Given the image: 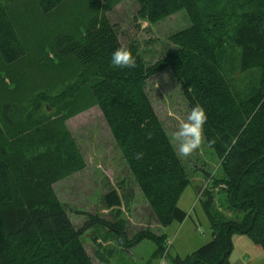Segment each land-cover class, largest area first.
Masks as SVG:
<instances>
[{
    "label": "trees",
    "instance_id": "obj_1",
    "mask_svg": "<svg viewBox=\"0 0 264 264\" xmlns=\"http://www.w3.org/2000/svg\"><path fill=\"white\" fill-rule=\"evenodd\" d=\"M66 1L30 3L49 15ZM135 1L148 23L179 10L188 20L168 35L170 48L153 62L146 64L134 43L122 44L117 27L94 6L73 31L59 30L50 37L53 57L77 66L73 77L69 79L62 63L48 69L67 72V82L55 93L32 94L22 120L12 118V102L0 100V264H92L80 236L86 225L97 223L112 238L107 255L116 247L127 250L150 240L155 244L152 254L163 256L164 234L142 228L128 237L122 219L107 221L83 212V225L72 224L52 185L81 169L83 161L67 130L32 115L43 105L67 113L96 106L156 223H180L186 213L176 203L189 183L188 173L144 89L149 77L164 70L189 112L197 103L206 110L204 143L220 170L211 187L219 185L229 212L224 216L213 207V193L207 189L198 199L211 237L170 263L228 264L233 233L246 235L264 251V0ZM121 45L131 49L135 69L111 66V55ZM24 56L13 13L0 0L1 78ZM138 153L142 158H136ZM101 204L112 210L120 206L121 197L111 189L101 196ZM93 254L105 262L101 251Z\"/></svg>",
    "mask_w": 264,
    "mask_h": 264
},
{
    "label": "rangeland",
    "instance_id": "obj_2",
    "mask_svg": "<svg viewBox=\"0 0 264 264\" xmlns=\"http://www.w3.org/2000/svg\"><path fill=\"white\" fill-rule=\"evenodd\" d=\"M2 1L11 9L25 44V56L7 67L8 74L4 78L0 76V100L12 102V118L16 120L24 118L28 111L27 101L32 94L38 90L55 93L67 82V72L69 79L73 77L77 66L72 61L61 62L53 57L48 48L50 37L59 30L73 31L75 25L93 11L94 6L117 27L122 44L132 42L137 46L146 64L170 48L167 40L169 34L188 24L183 10L156 23H148L139 16L135 0H67L49 15L37 12L30 0ZM34 63L40 67L37 68ZM56 63H62L67 72L48 73L47 70ZM41 64H45L43 68ZM144 89L178 155L174 132L189 113L178 86L170 72L164 70L149 77ZM82 93L84 99L86 91ZM32 117L67 130L83 161L81 169L52 185L75 227L83 225L87 216L81 213L85 212L107 221L122 219L128 237L142 228L165 235L162 257L152 254L155 244L150 240H142L127 250L116 247L113 253L107 255V249L112 246V238L105 233L107 229L98 223L86 225L80 239L93 264H171L170 260L175 255L183 256L204 244L211 237L210 228L198 198L203 197L207 189L213 193V207L224 216H229L223 207V192L219 190V185L211 187L212 179L219 177L220 170L216 156L205 143L189 158L178 155L188 173L189 183L180 193L176 205L186 213V217L180 223L159 226L96 106L85 105L82 110L67 113L57 107L43 105L38 114ZM111 189L121 197L120 206L112 210L101 204V196ZM231 246L228 264H263L264 251L246 235L233 233ZM95 250L105 256L104 263L95 258Z\"/></svg>",
    "mask_w": 264,
    "mask_h": 264
},
{
    "label": "clouds",
    "instance_id": "obj_3",
    "mask_svg": "<svg viewBox=\"0 0 264 264\" xmlns=\"http://www.w3.org/2000/svg\"><path fill=\"white\" fill-rule=\"evenodd\" d=\"M111 66L117 69H135L137 67L135 57L131 49L125 45L116 48L111 55ZM207 122L205 108L197 103L191 108L186 119L179 122L174 132V139L178 145V155L181 158H189L204 143V125ZM214 144L215 140L208 141ZM143 153L136 155L137 159L142 158Z\"/></svg>",
    "mask_w": 264,
    "mask_h": 264
},
{
    "label": "crops",
    "instance_id": "obj_4",
    "mask_svg": "<svg viewBox=\"0 0 264 264\" xmlns=\"http://www.w3.org/2000/svg\"><path fill=\"white\" fill-rule=\"evenodd\" d=\"M55 184V183H54ZM88 254V253H87ZM91 262H92V260H91ZM92 264H93V262H92Z\"/></svg>",
    "mask_w": 264,
    "mask_h": 264
},
{
    "label": "built area",
    "instance_id": "obj_5",
    "mask_svg": "<svg viewBox=\"0 0 264 264\" xmlns=\"http://www.w3.org/2000/svg\"><path fill=\"white\" fill-rule=\"evenodd\" d=\"M161 259V258H160Z\"/></svg>",
    "mask_w": 264,
    "mask_h": 264
}]
</instances>
